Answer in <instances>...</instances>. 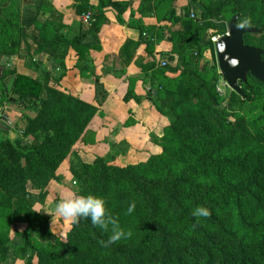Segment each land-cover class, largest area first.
Segmentation results:
<instances>
[{"label": "trees", "instance_id": "16d2710c", "mask_svg": "<svg viewBox=\"0 0 264 264\" xmlns=\"http://www.w3.org/2000/svg\"><path fill=\"white\" fill-rule=\"evenodd\" d=\"M32 1L0 0L2 60L38 54L49 62L38 65L41 78L17 74L11 90L0 78V105L12 92L19 107L37 109L19 137L0 141V220L26 226L12 238L0 234V264L18 258L26 264H264V84L250 74L239 83L242 94L233 92L228 107L245 116L232 120L201 66L214 49L211 39L224 37L234 18L238 28L260 31L246 35L245 44L264 50V0H190L181 15L178 0H71L75 20L91 15L87 26L68 25L61 12H45L46 0ZM110 10L120 25L131 11L128 26L138 39L125 42L118 62L122 68L142 63L150 102L169 120L157 142L162 153L125 168L110 166V158L86 164L73 150L80 141L95 142L89 126L108 98L100 79H94L97 106L62 89L66 58L73 51L81 62L100 50ZM145 19L158 23L147 26ZM162 42L172 48L156 58ZM68 158L70 172L86 177L80 195L103 198L129 236L105 247L110 226L101 230L88 218L73 222L66 242L50 231L35 206L47 205ZM197 206L210 215L193 217Z\"/></svg>", "mask_w": 264, "mask_h": 264}, {"label": "crops", "instance_id": "0c3cea01", "mask_svg": "<svg viewBox=\"0 0 264 264\" xmlns=\"http://www.w3.org/2000/svg\"><path fill=\"white\" fill-rule=\"evenodd\" d=\"M57 3L56 8L65 16L68 25L75 21L82 22V18L75 20L71 0H57ZM133 8L136 12L138 3ZM106 15L110 25L101 31L100 50L91 51L90 56L81 62L71 51L65 60L66 71L62 80L63 90L77 94L82 101L91 105L97 106L95 77L100 79L108 93V98L89 126L95 142L80 141L74 147L88 164L97 157L109 156L112 150L125 154L128 149L127 155L131 160L133 157L157 155L161 152L157 142L169 124L168 119L150 102L148 91L152 87L151 80L141 69L142 63L135 61L122 68L118 62V54L125 42L138 39L137 30L128 26L132 21L131 11L124 15V25L118 24L113 11H108ZM136 18L139 19L137 14ZM147 20H144L147 26L157 25L153 22L155 19H151V23ZM171 48L168 42L160 43L156 49V58H159V53L169 52ZM116 159L118 166L125 164L123 156Z\"/></svg>", "mask_w": 264, "mask_h": 264}, {"label": "rangeland", "instance_id": "374dc122", "mask_svg": "<svg viewBox=\"0 0 264 264\" xmlns=\"http://www.w3.org/2000/svg\"><path fill=\"white\" fill-rule=\"evenodd\" d=\"M30 1L34 4L32 0ZM46 2L49 5L45 7L44 9L45 12L48 13L51 9H55L56 11H58L56 8L58 6L57 0H46ZM189 2L190 0H178L176 2L175 7L178 15H181L185 12V8L189 4ZM135 19L138 18H136L135 16ZM147 21L149 23L152 22L151 19H148ZM153 22L155 24L158 23L156 20L155 21L153 20ZM72 25H74V23ZM85 25L87 26V24ZM74 28L76 29L77 25H75ZM216 38L218 40L220 39L219 37ZM213 39H211V41H213ZM5 59L6 58L2 60V55H0V78L2 79L3 76L6 77L4 83L6 87L10 90L17 74L18 75L25 74V75H29L32 78L38 79L41 78L42 76L41 70L38 67V65L41 64L43 66L45 65L49 67L48 65L49 62L47 60L48 58L45 57L44 55L32 54L28 57V59H19L17 56H14L12 58H7L6 61ZM31 59H33V61L30 63ZM25 63H28L30 67L25 65ZM201 66L204 67L202 76H204L208 80H210V78L213 77V82L216 85L217 93L221 97L220 104L224 105L223 106L224 110L226 111V113H228L231 116V119L235 120L239 117H244L245 114L241 112L237 107H228L232 93H230L229 87L225 84L219 72L215 46L213 50L205 54ZM8 73L9 74L12 73V74L9 75ZM8 97L11 101L6 102L3 106L2 104L0 105V123L8 127L10 129V132L6 133L0 129V141H5L8 136L11 137V133L13 134L12 136L13 140L19 137L17 135L19 134L18 131L24 129L27 118H33L37 110V109L34 110L24 109L23 107H19V105L12 102L16 99L15 95L12 92L8 94ZM162 137H163V131L160 136V140L162 139ZM24 141L28 143L27 140ZM73 150L80 156L79 152L76 151L75 148ZM128 152H129L128 149L125 150V154L118 153L117 151L112 150L111 154L104 158L111 159L109 162L110 166L125 168L127 166H135L141 163H146L148 162L151 156H156V155H148L145 157H133V159L131 160L128 158L127 155ZM161 153H162V148L159 154ZM119 156H123L125 158V160L123 161L125 164L123 166L117 165L118 162H116L117 160L116 158H118ZM97 158H101V157H97ZM96 159L91 164H93L96 161ZM58 176H59V180L52 182L49 188V198L47 200V205L38 204L35 206V211L38 214L44 215L48 219V227L50 231L54 235H56L61 241L66 242L67 235L72 229V224L74 220L64 219L59 215L54 214V211H52L51 208L52 206H55V204L59 200L65 198H74L75 196L80 195L81 191L84 189L86 185V177L82 173L72 174L70 172V158H68L64 162V164H62V166L58 171ZM25 227L26 226L24 224H17V223L13 224L10 222L2 223V220H0V234L5 235L6 237L12 238L16 231H24L26 229ZM38 244L39 243L36 242L35 245ZM29 255H31V251H29ZM14 264H26V260L22 258H18Z\"/></svg>", "mask_w": 264, "mask_h": 264}, {"label": "water", "instance_id": "95a60500", "mask_svg": "<svg viewBox=\"0 0 264 264\" xmlns=\"http://www.w3.org/2000/svg\"><path fill=\"white\" fill-rule=\"evenodd\" d=\"M24 5H32L30 0H23ZM237 18L228 24V33L215 43V52L219 72L230 93L242 94L240 82L246 83L250 74L264 84V50L247 46L245 36L260 33L257 29L238 28ZM7 58L5 59V61ZM0 129L6 133L10 129L0 123ZM11 133V138L13 139Z\"/></svg>", "mask_w": 264, "mask_h": 264}, {"label": "clouds", "instance_id": "9594fccd", "mask_svg": "<svg viewBox=\"0 0 264 264\" xmlns=\"http://www.w3.org/2000/svg\"><path fill=\"white\" fill-rule=\"evenodd\" d=\"M134 208L135 203L130 204L127 209L128 213H132ZM54 214L74 221L80 218H88L94 227L104 231H108L110 226L111 235L107 242H102L105 247L130 235L120 227L115 219L107 214L104 199L92 194L59 200L55 204ZM209 215V210L203 206H197L192 210V216L197 219L206 218Z\"/></svg>", "mask_w": 264, "mask_h": 264}, {"label": "built area", "instance_id": "2783aa9c", "mask_svg": "<svg viewBox=\"0 0 264 264\" xmlns=\"http://www.w3.org/2000/svg\"><path fill=\"white\" fill-rule=\"evenodd\" d=\"M90 21H91V15H90V14L83 15V17H82V22H83L84 24H89ZM217 41H218L217 38H214V39H213L214 44H215Z\"/></svg>", "mask_w": 264, "mask_h": 264}]
</instances>
